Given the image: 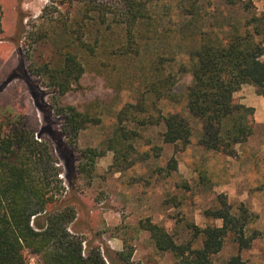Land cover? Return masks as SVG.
Listing matches in <instances>:
<instances>
[{"label": "rangeland", "instance_id": "374dc122", "mask_svg": "<svg viewBox=\"0 0 264 264\" xmlns=\"http://www.w3.org/2000/svg\"><path fill=\"white\" fill-rule=\"evenodd\" d=\"M0 6V134L26 129L35 141L49 143L60 178L74 182L66 196L76 212L73 233L104 256L111 253L115 264H126L119 253H132L129 264H178L172 253L157 249L141 223L151 221L177 244L199 249L198 230L222 226L204 213L219 209V197L226 195L230 204L243 202L256 215L249 231L259 237L241 256L247 264H264V125L256 123L248 142L237 146V156L228 157L197 145L198 125L185 149L166 144L159 123L170 113H187L193 82L189 52L203 37L219 40L251 19L264 18V1L154 0L148 18L135 28L123 0H0ZM70 53L85 72L79 86L60 95L44 67H59ZM170 75L176 80L173 95L158 98L152 83ZM63 107L98 121L69 148L73 167L56 143L66 126ZM122 136L127 140L116 148L133 144L127 155L131 167L117 172L126 163L121 152L109 151L87 167L91 173L79 174L78 167L89 162L84 152L105 151L110 140ZM173 157L176 171L168 168ZM238 252L229 243L214 263L226 264ZM27 263L39 264L28 253Z\"/></svg>", "mask_w": 264, "mask_h": 264}, {"label": "trees", "instance_id": "16d2710c", "mask_svg": "<svg viewBox=\"0 0 264 264\" xmlns=\"http://www.w3.org/2000/svg\"><path fill=\"white\" fill-rule=\"evenodd\" d=\"M123 1L130 26L135 28L148 18L147 6L154 0ZM2 18L0 6V32ZM251 20L225 38L203 37L189 52L193 82L186 95L187 113L176 112L161 117L159 123L165 126L164 143L182 145L185 149L198 125L199 147L236 157L237 146L251 138L256 126L255 111L235 99V94L244 85L255 87L257 95L264 97V18ZM64 59L55 69L44 67L60 95L79 86L85 72L74 54L70 53ZM166 78L152 83L158 98L164 94L173 95L175 76ZM165 86H169L168 91ZM62 112L66 115V126L56 143L73 167V153L69 148L76 146L82 130L98 121L75 107H63ZM118 130L123 131V128ZM123 140L127 138L110 140L105 151L89 149L84 152L89 162L78 167L79 174L91 173L87 167H94L96 159L109 151L115 155L121 152L126 163L123 168L117 163L121 167L117 172L131 167L134 162L129 161L127 155L134 150L133 144L124 142L123 151L116 148ZM168 168L177 170L175 157ZM60 175L59 161L49 143L35 141L34 134L26 129L0 134V264H28L27 253L39 264H115L111 253L106 251L104 256L99 247L86 243L71 231L76 212L67 204L66 196L74 190V182L72 179L66 182ZM219 205V209L207 210L204 215L211 222L221 221L222 226L211 224L198 230L203 237L199 249H193L191 243L177 244L172 235L151 221L142 222L141 227L150 232L157 249L172 253L178 264H215L214 257L229 243L236 245L239 252L226 264H247L241 253L249 250L259 237L257 231H249L256 215L243 202L233 206L226 195H220ZM118 256L129 264L132 253H119Z\"/></svg>", "mask_w": 264, "mask_h": 264}, {"label": "crops", "instance_id": "0c3cea01", "mask_svg": "<svg viewBox=\"0 0 264 264\" xmlns=\"http://www.w3.org/2000/svg\"><path fill=\"white\" fill-rule=\"evenodd\" d=\"M241 104L251 107L255 111V121L258 125H264V97L257 95L255 87L244 85L242 89L235 94ZM264 152V146H262Z\"/></svg>", "mask_w": 264, "mask_h": 264}]
</instances>
